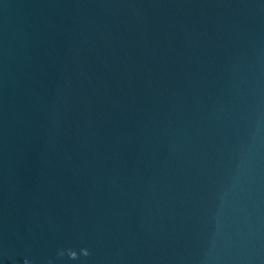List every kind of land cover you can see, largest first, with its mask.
<instances>
[{
    "label": "water",
    "instance_id": "water-1",
    "mask_svg": "<svg viewBox=\"0 0 264 264\" xmlns=\"http://www.w3.org/2000/svg\"><path fill=\"white\" fill-rule=\"evenodd\" d=\"M0 264H264V0H0Z\"/></svg>",
    "mask_w": 264,
    "mask_h": 264
}]
</instances>
